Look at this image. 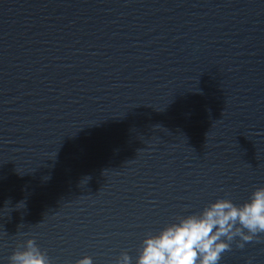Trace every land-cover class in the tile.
Listing matches in <instances>:
<instances>
[{
	"label": "water",
	"instance_id": "1",
	"mask_svg": "<svg viewBox=\"0 0 264 264\" xmlns=\"http://www.w3.org/2000/svg\"><path fill=\"white\" fill-rule=\"evenodd\" d=\"M257 187L264 0H0V264L29 238L52 264H135ZM219 264H264V234Z\"/></svg>",
	"mask_w": 264,
	"mask_h": 264
},
{
	"label": "clouds",
	"instance_id": "2",
	"mask_svg": "<svg viewBox=\"0 0 264 264\" xmlns=\"http://www.w3.org/2000/svg\"><path fill=\"white\" fill-rule=\"evenodd\" d=\"M15 207L24 208V201ZM260 234H264V187L255 188L242 204L218 198L198 213L176 217L175 222L165 225L157 234L145 236L135 264H219L223 255L232 251L233 243L243 249L246 243L258 240ZM9 264L52 262L36 241L29 238L17 245ZM76 264L93 261L84 256ZM116 264H131V258L122 252Z\"/></svg>",
	"mask_w": 264,
	"mask_h": 264
}]
</instances>
